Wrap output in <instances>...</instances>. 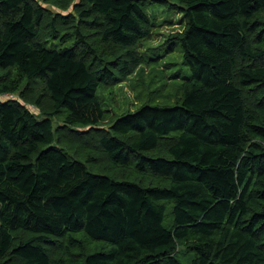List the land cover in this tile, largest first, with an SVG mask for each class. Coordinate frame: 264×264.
Returning a JSON list of instances; mask_svg holds the SVG:
<instances>
[{
    "label": "trees",
    "instance_id": "16d2710c",
    "mask_svg": "<svg viewBox=\"0 0 264 264\" xmlns=\"http://www.w3.org/2000/svg\"><path fill=\"white\" fill-rule=\"evenodd\" d=\"M177 3L191 75L175 104L74 146L53 116L66 129L107 119L100 90L144 62L146 0H83L93 32L60 48L74 34L44 26L42 4L0 0V95L39 78L51 99L37 115L0 98V264H264V0Z\"/></svg>",
    "mask_w": 264,
    "mask_h": 264
},
{
    "label": "rangeland",
    "instance_id": "374dc122",
    "mask_svg": "<svg viewBox=\"0 0 264 264\" xmlns=\"http://www.w3.org/2000/svg\"><path fill=\"white\" fill-rule=\"evenodd\" d=\"M36 1L47 10L44 26H48L47 23H52V21L56 20V25L53 27L57 31L74 34L72 39L53 40L51 45L57 44L56 48L68 47L80 40V36L75 34V28H80L85 33L90 32L88 29L93 32L91 28H87L80 21L81 17L78 7L83 0ZM173 2L172 0H165L164 2L162 0H146L149 14L154 24L151 27V37L144 40L139 49L140 56L144 57V62L121 82L100 90L99 94L106 101L105 107L108 109L106 113L107 119L97 127L71 126L66 129L62 114L57 113L53 116V122L58 135L62 132L67 133L69 138H75L76 143H74V146H97L98 136L90 135V133L98 134L99 129L110 130L111 122L118 116L127 112H134L148 103L160 105L175 104L178 99L177 90L180 86L179 84H182L185 77L190 76L191 72L187 64L184 63L183 50L180 43H175V40H177L175 37L183 32L186 21L182 5ZM64 17H66V20L63 19ZM51 27H47L44 33L51 32ZM0 74L2 73L0 72ZM42 85L43 82L39 78L32 79L20 91L12 94L10 99H18L33 113L43 115L51 109V99ZM72 128L81 132H73ZM69 149L72 151L70 146ZM124 173L131 174L130 168L124 170ZM97 245H100L102 249L110 247L109 243L104 242L92 244L94 247ZM187 259L190 260V258Z\"/></svg>",
    "mask_w": 264,
    "mask_h": 264
},
{
    "label": "built area",
    "instance_id": "2783aa9c",
    "mask_svg": "<svg viewBox=\"0 0 264 264\" xmlns=\"http://www.w3.org/2000/svg\"><path fill=\"white\" fill-rule=\"evenodd\" d=\"M10 96H12V94L4 95L2 98H4V99H8V98H10Z\"/></svg>",
    "mask_w": 264,
    "mask_h": 264
},
{
    "label": "bare ground",
    "instance_id": "6f19581e",
    "mask_svg": "<svg viewBox=\"0 0 264 264\" xmlns=\"http://www.w3.org/2000/svg\"><path fill=\"white\" fill-rule=\"evenodd\" d=\"M163 2L165 1V0H162ZM177 3V0L176 1H174L173 3ZM149 3V2H148ZM154 3V2H153ZM168 5V4H167ZM175 5V4H174ZM168 8V7H167ZM56 35V34H55ZM50 39H52V38H50ZM66 39V38H65ZM55 40V39H54ZM145 45V44H144ZM171 46V45H170ZM171 50V49H170ZM184 58V57H183ZM148 67V66H147ZM179 85H181V84H179ZM179 88V87H178ZM72 146V145H71ZM70 150V149H69Z\"/></svg>",
    "mask_w": 264,
    "mask_h": 264
},
{
    "label": "crops",
    "instance_id": "0c3cea01",
    "mask_svg": "<svg viewBox=\"0 0 264 264\" xmlns=\"http://www.w3.org/2000/svg\"><path fill=\"white\" fill-rule=\"evenodd\" d=\"M4 95H5V94H4ZM4 95H2L1 98H2ZM8 99H9V98H8ZM3 100H5V99H3Z\"/></svg>",
    "mask_w": 264,
    "mask_h": 264
},
{
    "label": "clouds",
    "instance_id": "9594fccd",
    "mask_svg": "<svg viewBox=\"0 0 264 264\" xmlns=\"http://www.w3.org/2000/svg\"><path fill=\"white\" fill-rule=\"evenodd\" d=\"M5 95H7V94H5Z\"/></svg>",
    "mask_w": 264,
    "mask_h": 264
}]
</instances>
